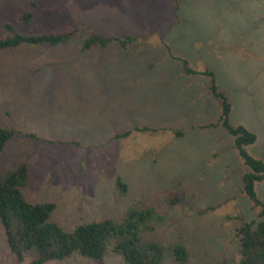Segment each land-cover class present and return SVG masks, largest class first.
<instances>
[{"label":"rangeland","instance_id":"374dc122","mask_svg":"<svg viewBox=\"0 0 264 264\" xmlns=\"http://www.w3.org/2000/svg\"><path fill=\"white\" fill-rule=\"evenodd\" d=\"M27 8L33 23L20 25ZM6 21L22 31L80 27L68 45L0 52V124L16 130L0 171L29 164L27 199L55 202L52 219L73 230L182 190L187 203L172 211L167 242L186 244L188 264L238 258V228L259 221L260 208L243 192L247 166L234 136L221 124L201 128L219 123L221 99L181 59L215 70L231 124L257 135L246 148L264 161V0H0V34ZM91 31L131 33L140 43L83 52ZM135 126L163 129L111 139ZM255 188L264 202V180ZM14 261L0 222V264ZM46 264L98 263L75 255ZM104 264L126 263L110 248ZM165 264L179 263L169 255Z\"/></svg>","mask_w":264,"mask_h":264},{"label":"trees","instance_id":"16d2710c","mask_svg":"<svg viewBox=\"0 0 264 264\" xmlns=\"http://www.w3.org/2000/svg\"><path fill=\"white\" fill-rule=\"evenodd\" d=\"M35 12L27 8L16 16L20 25L33 23ZM0 34V52L27 47H44L70 44L79 34L78 25L67 24L58 29L22 31L16 24L6 21ZM140 43L139 35L131 33H109L91 31L84 38L83 52L93 49H108L112 46L127 48ZM185 72L203 74L208 77V89L222 101V115L219 123L235 138V145L244 160L247 170L243 173V192L260 208L259 221H244L238 228V258H226L221 264H264V202L256 192V182L264 180V161L255 158L247 145L257 140V135L242 125L230 122L232 102L226 91L217 84L216 72L212 68L203 71L194 69L187 59H181ZM163 128L135 126L118 132L111 139L127 138L134 132H157ZM176 135L184 136L186 129H177ZM11 126L0 124V155L15 136ZM30 139L41 140L35 133H28ZM51 143H55L52 142ZM30 167L26 161L15 167L0 171V222L5 232L7 244L15 257L13 264H23L27 255L29 264H46L65 261L80 255L104 264L111 248L120 255L126 264H165L169 255L179 264H188L190 253L181 241L167 242V234L172 221V211L178 205H186L187 192L168 191L152 199L140 200L130 206L119 218H103L77 225L67 230L52 217L56 210L55 202H32L27 199L25 189L29 184ZM116 187L121 195L129 192L128 183L118 176ZM206 212L205 211H201Z\"/></svg>","mask_w":264,"mask_h":264}]
</instances>
